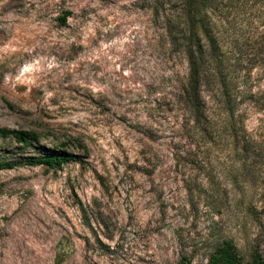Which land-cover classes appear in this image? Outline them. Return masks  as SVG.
Instances as JSON below:
<instances>
[{"label": "rangeland", "instance_id": "374dc122", "mask_svg": "<svg viewBox=\"0 0 264 264\" xmlns=\"http://www.w3.org/2000/svg\"><path fill=\"white\" fill-rule=\"evenodd\" d=\"M179 4L0 0V129L37 139L0 135V264H207L225 242L264 264V110L192 147ZM60 147L78 161L28 163Z\"/></svg>", "mask_w": 264, "mask_h": 264}, {"label": "trees", "instance_id": "16d2710c", "mask_svg": "<svg viewBox=\"0 0 264 264\" xmlns=\"http://www.w3.org/2000/svg\"><path fill=\"white\" fill-rule=\"evenodd\" d=\"M179 3L165 32L169 45L183 55L187 66L179 91L192 123V147L199 152L213 124L225 127V135L237 141V127L241 122L239 109L244 102L255 100L258 110H264V89L252 90L253 76L264 78V29L257 32L264 26V0H179ZM252 15L257 21L256 27H253ZM241 18L243 20H239ZM65 20L66 17L61 18L63 24ZM235 26L241 27L242 36L236 35ZM0 135L11 136L24 146L37 140L33 133L26 131L0 129ZM182 153L192 157L191 153ZM78 159L77 155L60 147L28 163L53 169ZM11 167L12 164L0 165V170ZM240 263L233 245L225 242L211 252L207 264ZM251 264L263 262L254 255Z\"/></svg>", "mask_w": 264, "mask_h": 264}]
</instances>
